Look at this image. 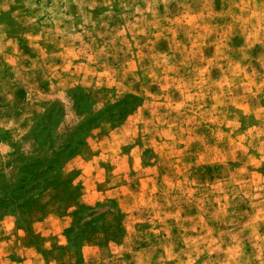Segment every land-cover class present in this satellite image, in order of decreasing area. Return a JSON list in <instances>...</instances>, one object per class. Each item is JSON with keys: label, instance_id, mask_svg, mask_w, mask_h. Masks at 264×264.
<instances>
[{"label": "rangeland", "instance_id": "rangeland-1", "mask_svg": "<svg viewBox=\"0 0 264 264\" xmlns=\"http://www.w3.org/2000/svg\"><path fill=\"white\" fill-rule=\"evenodd\" d=\"M0 264H264V0H0Z\"/></svg>", "mask_w": 264, "mask_h": 264}, {"label": "crops", "instance_id": "crops-1", "mask_svg": "<svg viewBox=\"0 0 264 264\" xmlns=\"http://www.w3.org/2000/svg\"><path fill=\"white\" fill-rule=\"evenodd\" d=\"M0 246H1V244H0Z\"/></svg>", "mask_w": 264, "mask_h": 264}]
</instances>
